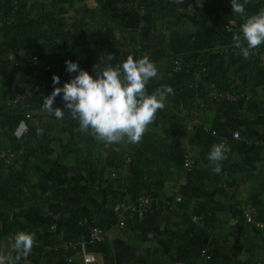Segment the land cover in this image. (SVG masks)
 <instances>
[{
    "label": "crops",
    "instance_id": "obj_1",
    "mask_svg": "<svg viewBox=\"0 0 264 264\" xmlns=\"http://www.w3.org/2000/svg\"><path fill=\"white\" fill-rule=\"evenodd\" d=\"M240 2L244 15L233 13L231 0H24L0 21V100L29 89L35 76L22 61L42 48L52 51L57 68L71 60L93 75L100 63L115 67L128 56H147L158 75L146 89H173L136 144L98 141L80 131L70 113L56 119L42 108L53 86L35 94L31 118L0 102V156L10 153L17 170L13 185L0 191V255L15 257L12 237L27 231L35 233L34 245L17 264H82L69 248L86 237V227L75 224L81 219L107 230L105 243L95 247L99 264H199L203 251L215 264H264V228L243 216L254 207L256 221L264 224V154L234 137L238 131L264 138V53L258 46L245 59L230 47L224 28L226 22L241 26L264 7L255 0ZM139 5L146 14L138 12ZM87 9L95 11L86 19L99 31L89 41L103 47L97 54L75 33ZM32 21L52 24L46 33L41 27L40 34L27 37L23 31ZM174 57L185 62L178 74L170 70ZM200 66L204 80L216 77L248 90L253 108L219 112L205 92L187 85ZM54 107L64 108L62 94ZM219 143L227 158L215 173L207 157ZM182 149L196 154L198 162L178 208L176 196L187 178ZM142 193L152 196L151 205L120 227L112 204ZM48 208L61 213L63 234L50 230ZM195 214L204 217V226L194 223Z\"/></svg>",
    "mask_w": 264,
    "mask_h": 264
},
{
    "label": "clouds",
    "instance_id": "obj_2",
    "mask_svg": "<svg viewBox=\"0 0 264 264\" xmlns=\"http://www.w3.org/2000/svg\"><path fill=\"white\" fill-rule=\"evenodd\" d=\"M233 13L244 15L245 7L240 0H231ZM242 36H235V47L245 59L264 43V9L247 16L240 26ZM66 71L76 73L62 86L60 76H53L52 93L44 98L42 108L56 119L68 117L78 122L79 130L91 132L98 140L107 144L127 142L136 144L141 139L148 125L153 121L158 110L165 107L166 97L173 92L171 86L157 89L154 93L146 92V85L157 77L158 67L149 57L135 59L128 56L118 66H94L93 72L81 69L77 62L65 61ZM62 94L64 108L54 107L57 96ZM67 110V112L65 111ZM208 160L215 167L213 171H222L225 155L223 143L214 144L208 154ZM35 233L18 231L12 237L13 257L0 255V264H17L21 257H27L34 245Z\"/></svg>",
    "mask_w": 264,
    "mask_h": 264
},
{
    "label": "built area",
    "instance_id": "obj_3",
    "mask_svg": "<svg viewBox=\"0 0 264 264\" xmlns=\"http://www.w3.org/2000/svg\"><path fill=\"white\" fill-rule=\"evenodd\" d=\"M13 6L17 8L16 3ZM137 10L140 14L144 15L147 12V8L144 5L137 6ZM1 21V18H0ZM226 30L232 35V41L234 37L240 35V27L235 26L232 23L226 25ZM22 64L25 68L34 72V82L28 90L19 88L12 95H6L0 102L11 109H18L19 112L26 118H31V100L37 92L43 91L53 85V76H60V83L70 81L76 73H69L66 71V67L57 68L52 51L49 48H45L37 53H31L26 56ZM171 68L174 73H178L183 68V61L180 58H173ZM194 82L191 84L192 88H201L208 91V96L216 102H229L236 103L240 100L250 101L253 99V95L249 91L231 92L228 90H219L213 82H204L200 77V72H196ZM148 93V91H146ZM149 94V93H148ZM218 106V105H217ZM234 137H243L247 145H257L258 149L264 154V138L255 139L247 136H242L238 131L234 133ZM7 153V162H11L12 158ZM184 165L187 173H191L197 165L196 156L192 151H188L184 157ZM188 185V179L182 180L179 192L176 196L177 202H181L183 198L182 188ZM54 203V202H53ZM152 203V196L150 194H143L137 196L132 201L118 200L112 205V210L116 219L119 222L120 227H124L130 215L137 211L146 210ZM45 215L50 219L49 227L53 232L60 234L64 233L61 213L55 208H48L44 210ZM245 220L249 223H255L257 226L264 228V224L255 220V208L249 207L243 213ZM194 223L197 226H204L206 221L200 214H195L192 217ZM79 225L86 227V237L83 240H77L70 243L69 248L76 251L80 257L82 264H99L97 252L93 247H98L105 243L107 239V230L97 223H85L84 220L79 221ZM212 255L209 252L203 251L202 261L199 264H215L212 260ZM175 264H185L183 261H176Z\"/></svg>",
    "mask_w": 264,
    "mask_h": 264
},
{
    "label": "trees",
    "instance_id": "obj_4",
    "mask_svg": "<svg viewBox=\"0 0 264 264\" xmlns=\"http://www.w3.org/2000/svg\"><path fill=\"white\" fill-rule=\"evenodd\" d=\"M23 1L24 0H0V18H1V20L2 19H6V18H8V16L13 14L16 11V9L20 6V4L23 3ZM255 1H256L255 2L256 5L264 7V0H255ZM13 3H16L17 8H15L13 6ZM94 12L95 11H90L88 9L87 10H83L82 18L78 21L79 24L78 25H76V24L74 25L76 35L81 36L82 39H85L87 41H89L93 37L94 33H98L99 32L97 29H92V28L95 27L94 24H91V22H89L86 19L88 14L93 15ZM51 24L52 23L51 22L49 23V21L46 22V23H36L35 21H32V22H30L28 24V28L24 29L23 35L29 37V36H32L34 34H40L38 31H40L39 28H41V27H43V30H42L43 33H46L45 32L46 29L50 28ZM227 24H229V22H226L224 24V28L225 29H226V25ZM81 26H84V27H83L82 30H79L78 28L81 27ZM235 26L240 27L239 25H235ZM229 35H230V40H231L230 47L238 49L237 47H235L234 41H232V35L230 33H229ZM239 36H242V33ZM89 43L94 48V54H97L98 51H100L103 48L100 41H97V42L89 41ZM259 48L261 49V52L264 53V43H262L259 46ZM43 49H45V48H42V49H40L38 51L35 50L32 53H37L39 51H42ZM81 51H83V53L86 54L89 51V49L85 50V48H84V49H81ZM86 56L87 55H85V57ZM174 58H179V57H174ZM180 59H182V58H180ZM184 67H185V62L183 61L182 70L184 69ZM170 70H171V73H173V74H178V73H180L182 71L181 70L178 73H174L172 68ZM202 70H204V68L200 66L198 68V71H196V72H200V77L201 78H202V74H203ZM194 78H195V76L193 75L191 77V79H190L191 81L187 84L188 86H190L194 82ZM202 80L204 82H213L219 90H228V91H231V92H239V91H242V90L248 91L246 89H243L242 87H238L237 85H234V83H232L231 81L221 80V79L216 78V77L211 78L209 80H204V78H202ZM63 84L64 83H60L59 85H63ZM51 86H53V85H51ZM193 89L196 90L195 88H193ZM200 90L205 92L209 104H213L215 106H217V105L219 106L218 107L219 112L225 111L228 107H232V108H235V109H238V110L244 109V107H246L248 109L253 108L252 104L254 102V98L252 100H250V101H247V102L244 101V100H240V101H238L236 103H229V102H225V101L216 102L215 100L211 99L208 96V91L206 89H201L200 88ZM146 91H148L149 95L152 94V92H150V90L146 89ZM33 100H34V97L31 100V109H33V104H32ZM15 110H16V112L21 114L18 109H15ZM219 124L222 125V126L225 125V123L223 121H219ZM222 129H224V128H222ZM241 134H242V136H247L249 138H252V137L248 136L247 134H243V133H241ZM218 136L220 137V139H222L223 134H220ZM237 139L241 140V141H237V142L242 144L249 151L261 152L258 149L257 145H253V146L247 145V143H246V141H245V139L243 137H240V138H237ZM188 151L189 150H187V149H182L180 153H181V161H182V165H183L185 174L187 176V179L190 180V178H192L194 176L195 172H196L197 165H196V167L193 169V171L191 173H187L186 172V168H185V165H184V157H185V155L187 154ZM195 156H196V161L198 162V156L196 154H195ZM6 159H7V155L6 154H2V156H0V191L3 190V189H7V188H9V187H11L13 185V183L15 182V175L17 173V170L13 166L12 161L11 162H7ZM199 159H200V157H199ZM124 160H125V156L123 155V156H121V161H124ZM143 194H148V193H142L140 195H143ZM180 204H181V202L180 203L177 202V207L178 208L180 207ZM80 220L81 219H78V220L75 221V224H76L77 227L81 226V225H79V221ZM255 220H256V218H255ZM85 223L87 224V223H95V222H93V221H89V222L85 221ZM81 227H85V226H81ZM56 233H58V232H56ZM93 249H95V247H93Z\"/></svg>",
    "mask_w": 264,
    "mask_h": 264
}]
</instances>
